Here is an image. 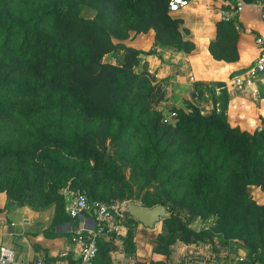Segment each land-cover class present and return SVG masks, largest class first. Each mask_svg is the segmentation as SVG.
<instances>
[{
	"label": "trees",
	"instance_id": "1",
	"mask_svg": "<svg viewBox=\"0 0 264 264\" xmlns=\"http://www.w3.org/2000/svg\"><path fill=\"white\" fill-rule=\"evenodd\" d=\"M223 1L229 12L239 0ZM19 4L21 9L15 10L9 0H0V113L15 109L34 127L36 136L24 148L0 147V169L11 161L44 163L47 172L34 177L32 188L40 196L45 176L56 177L57 185L51 190L56 195L53 223H61L69 218L67 194L78 190V184H87L66 157H92L104 173L102 181L110 176L123 181L122 175L108 167L100 148L107 141H125L128 147L136 141L139 150L132 160L141 159L147 168L134 166L137 174L132 182L139 184V192L128 199H138L145 207L164 205L171 215L160 219L163 231L164 225L181 220L183 206L176 198L186 185L194 193L187 207L191 213L199 211L204 225L201 232H195L184 221L187 236L232 227L234 238L239 239L251 231L254 241L243 246L249 248L247 256L253 255L251 263L264 264V205L247 190L250 185L264 190V127L250 133L223 115H203L191 103L189 111L172 110L176 114L173 124L164 123L157 108L163 98L160 82L146 69L134 71L144 52L111 40L109 15L116 20L125 17L127 28L120 36L129 30L153 29L156 41L190 52L194 44L189 29L168 13L167 0H21ZM81 4L96 9L95 17H81ZM215 28V38L208 45L210 55L215 60L235 61L243 30L237 16L221 18ZM116 47L126 52L123 63L103 62L102 56ZM187 158L198 165L195 172L180 163ZM65 184L67 193H58ZM142 189L148 190L139 196ZM87 197L109 203L101 196ZM124 217L133 219L128 210ZM97 241L96 257L101 259L106 243L102 236Z\"/></svg>",
	"mask_w": 264,
	"mask_h": 264
},
{
	"label": "crops",
	"instance_id": "2",
	"mask_svg": "<svg viewBox=\"0 0 264 264\" xmlns=\"http://www.w3.org/2000/svg\"><path fill=\"white\" fill-rule=\"evenodd\" d=\"M207 4V0H190L185 8L169 13L180 18L189 29V39L194 44L190 52L179 51L156 41L153 29L139 33L129 30L124 36L110 34V37L114 44L144 52L138 56L134 71L146 69L160 82L163 98L157 108L163 116L175 122V117L171 116L172 110L180 108L189 111L187 104L191 103L203 115L220 114L232 125L247 129L241 119L248 110L243 99L250 98L236 91L229 78L243 70L257 56L254 39L258 35L264 36V0L244 3L239 11L237 19L243 30L239 32L236 43L238 57L232 62L215 60L209 53L208 45L215 38L216 22L226 10L207 11ZM219 4L226 5L227 2L221 0ZM123 50L116 47L105 53L102 61L120 66L126 53ZM262 98L264 91L260 98L253 101L262 102ZM247 190L252 199L264 205V190L255 185L248 186ZM54 214V204L35 206L0 191V244L13 248L14 264H35L37 261L43 264H79V252L70 237L71 230L84 225V222L81 217H69L54 224ZM87 217L92 222V218ZM124 219H115L113 224L116 231L111 230L102 235L106 254L101 259L95 257L91 264L170 263L171 259L176 261L180 258V251L192 250V244L177 240L172 245L173 251L168 259L162 253L154 252L155 238L161 233V226L157 225L161 223L160 220L149 228L135 218ZM128 233L134 243L131 251L122 248L123 237Z\"/></svg>",
	"mask_w": 264,
	"mask_h": 264
},
{
	"label": "rangeland",
	"instance_id": "3",
	"mask_svg": "<svg viewBox=\"0 0 264 264\" xmlns=\"http://www.w3.org/2000/svg\"><path fill=\"white\" fill-rule=\"evenodd\" d=\"M20 1L21 0H9L11 7L15 10L21 9L19 4ZM220 1L221 0H207L208 4L205 9L207 8V11L218 9L220 12L225 6L220 5ZM96 13V9L84 4L80 5L81 17L92 18L93 16L95 17ZM170 15L174 17V14ZM108 17L109 25L107 27L109 32H111L112 35L120 36L123 33V30L127 28L125 17H122V19L119 20H116L113 15H109ZM243 100L246 102L245 107L248 110L243 114L244 116L241 119V122H244L246 125L247 129L245 130L252 133L263 124L264 99L262 102H260V100L253 101L252 98ZM6 111V113H0V147L4 148L6 146H12L14 148H24L31 142V139H34L36 136V130L34 127L25 123L15 109H9ZM171 123L173 124L174 121L172 120ZM101 127L105 129L104 124L101 125ZM95 128L98 130V126ZM138 150L139 146L136 141L129 147L125 141L119 143H110L107 141L105 147L100 148V151L103 154V159L107 162L108 167L122 175L124 177L123 181H119L112 176L103 179L102 181L101 178L104 177V173L98 169L97 161L92 157L86 159H70L66 157V160L75 164L76 168L80 170V173L84 175V178L87 181V184H78L75 186V189L83 190L88 196H101L110 204L114 205H122L128 202L140 204L138 199H128L129 197L136 196L139 192V184L132 182L134 176L137 174V170L134 166L138 165L139 167L142 166L147 168V165L141 159H137L135 163L133 162V155H135ZM180 163H185L190 172H195V168L198 167V165L189 158L181 160ZM45 172H47V169L45 168L44 163H40V161L26 160L22 163L11 161V164L0 169V189L5 193H10L13 198L22 201H34L41 205L53 204L56 195L52 194L51 190L53 186L57 185L56 177L54 175L48 174L45 176L44 181L42 182V193L40 196H37L35 189L32 188V180L34 177L39 174L44 176ZM97 180L101 181L97 185H94ZM68 188V185L63 186L58 189V193H67ZM185 188H187L186 185ZM185 188L178 191L176 198L178 204L183 206V209L180 212L181 220L175 225H164L163 231L162 223L157 224L161 226L160 231H162V234L159 235L160 237L156 236L155 238V248L157 249L155 252L162 253L169 259L173 251L172 245L177 240L181 241L180 238L183 243L192 244V247H190L192 250L180 251L181 253L179 254L182 255L176 261L174 259H171L170 263H154L152 261L151 264H183L186 260H188L190 264H231L235 261L241 250L247 254L249 248L246 249V247L243 246V243L254 241L255 235L251 233V231H249L244 238L239 239L234 238L232 234L233 232H231L230 229L232 227L217 232L212 230L208 231L209 235L203 232L197 236H187V233L184 231V221L187 220L188 226H190L195 232H201L204 225L201 215L197 214L199 211L196 213H191L189 211L187 206L194 198V193L192 190H187ZM146 190L148 189H142L139 196L143 195ZM185 192H188L187 198H185ZM233 227L235 226L233 225ZM123 241L122 248L126 251H131L134 244L132 236L126 235V237H123ZM252 256H247L244 264H257L251 263L250 259Z\"/></svg>",
	"mask_w": 264,
	"mask_h": 264
},
{
	"label": "built area",
	"instance_id": "4",
	"mask_svg": "<svg viewBox=\"0 0 264 264\" xmlns=\"http://www.w3.org/2000/svg\"><path fill=\"white\" fill-rule=\"evenodd\" d=\"M190 0H167L168 13L177 11L188 6ZM244 2L239 0L234 10L225 12L222 19L228 20L237 16ZM264 19V13H262ZM258 53L256 58L243 70L230 76L231 86L240 94L257 99L264 91V36L258 35L254 39ZM175 112L171 113L175 117ZM164 123H171L164 116ZM264 127L263 124L258 128ZM65 210L70 218H80L84 225L71 230L70 240L79 252V264H91L98 252L97 238L111 230H115L113 221L123 220L125 211L128 210L127 203L122 205L109 204L100 200H89L83 190L70 192L66 200ZM86 216V217H85ZM91 217V223L88 217ZM116 231V230H115ZM247 254L241 250L237 258L231 264H244ZM14 250L4 244H0V264H14ZM35 264H43L37 261ZM183 264H190L188 260Z\"/></svg>",
	"mask_w": 264,
	"mask_h": 264
},
{
	"label": "water",
	"instance_id": "5",
	"mask_svg": "<svg viewBox=\"0 0 264 264\" xmlns=\"http://www.w3.org/2000/svg\"><path fill=\"white\" fill-rule=\"evenodd\" d=\"M129 214L138 220L145 227H153L161 218H166L171 215L166 210L164 205L156 204L151 207H145L133 202L127 203ZM93 223V220H91Z\"/></svg>",
	"mask_w": 264,
	"mask_h": 264
}]
</instances>
